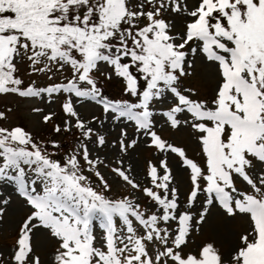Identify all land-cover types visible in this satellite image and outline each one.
<instances>
[{
    "label": "snow or ice",
    "instance_id": "6c2138e0",
    "mask_svg": "<svg viewBox=\"0 0 264 264\" xmlns=\"http://www.w3.org/2000/svg\"><path fill=\"white\" fill-rule=\"evenodd\" d=\"M169 17L182 19L179 31ZM196 58L214 70L211 99H194L195 90L182 87ZM25 65L28 75L69 70L71 78L26 85ZM102 67L111 70L108 78L122 80L127 98L102 93L95 75ZM4 94L66 95L61 108L68 119L53 131L77 134L76 148L57 159L56 141L0 126V182L12 184L30 209L8 264H42L33 245L39 229L56 241L51 264H264V0H0ZM73 97L94 101L113 121L132 122L149 147L175 154L191 185L185 205L167 158L148 162L144 182L123 159L110 167L93 158L89 144L101 149L107 141L91 126L97 117L83 119ZM169 99L159 115L172 129L191 128L202 164L154 130L153 109ZM137 142L121 129L112 147L127 153ZM101 166L130 191L110 197ZM214 207L229 218L246 216L248 231L226 254L211 242L185 251Z\"/></svg>",
    "mask_w": 264,
    "mask_h": 264
},
{
    "label": "rangeland",
    "instance_id": "374dc122",
    "mask_svg": "<svg viewBox=\"0 0 264 264\" xmlns=\"http://www.w3.org/2000/svg\"><path fill=\"white\" fill-rule=\"evenodd\" d=\"M191 3H193V0H189V4ZM169 18L176 20L177 30L179 31L183 26L182 19L180 17ZM26 68L27 65L22 67L20 73L26 85L35 80L38 87H45L51 83H66L67 79L71 78V72L69 70L63 72H55L54 70L53 73L49 74L36 73L28 75L25 71ZM110 72V69L102 67L100 72L95 73L97 84L99 82V76L109 80L106 81V84L110 82V85L113 86L115 83L113 87H116L117 92L109 93L111 96L106 95L105 92L103 94L111 99H116L119 96L120 98H127L124 97V84L122 80L115 75L108 78ZM191 72L192 75L182 78V87L195 90L198 96H194V99H211L214 96L216 87L214 70L210 66L201 63L199 58H196L195 66L191 69ZM49 75L52 76L51 80L48 79ZM98 87L101 89L100 86ZM66 98V95L55 96L51 99L46 95L42 98H21L15 94L0 95V111L5 112L7 116L6 121H0V126L12 127L19 125L31 131L35 138L43 137L45 143L56 141L61 146L56 158L62 159L65 154L72 152L77 146V134L74 128L70 132L62 131L59 134L53 131V128L57 124L63 128L64 121L68 119L61 108V104ZM73 102L80 116L86 121L91 120L93 116L97 117V121L93 122L91 126L106 138L107 146L101 149H97L95 145L89 144L90 149H92L93 158L99 156L110 167L117 166V159H123L124 167L127 168L131 165L133 175L141 182L145 181V170L149 161L158 165L161 159L167 158L169 167L175 178L174 186L178 188L180 203L182 206L185 205L186 196L190 191L191 185L188 179V172L181 168V162L175 154L161 153L149 147V139L142 134L136 133L135 126L132 122H124L123 120L113 121L111 116H106L101 106L96 105L94 101L73 97ZM171 103L172 100L169 99L166 103L157 104L154 107L153 111L157 113L154 117V130L163 139L184 148L188 157L202 164L203 157L200 154V147L191 128L182 126L179 129H172L165 122V119L159 115V112L166 110ZM33 108H41L43 111L34 113L32 111ZM50 112L54 113L53 119L48 124H44L42 117ZM121 129L126 130L129 141L132 139H137L138 141L136 146L129 149L127 153H120L118 146L116 148L112 147V142L119 139ZM65 138H68V145L64 144L63 139ZM64 146H68V148ZM49 151H55L52 149L51 144H49ZM100 171L112 185L111 192L108 193L110 197L119 198L130 191L122 182L114 181L109 168L101 166ZM92 179L95 182L96 178L94 176H92ZM237 186L243 187L239 182ZM201 199H203V196H201ZM4 201H8V203L5 204ZM138 202L144 203L143 199ZM0 208L4 210L3 217L0 219V259L5 264H8L14 250L19 227L22 221L30 214V209L23 198L19 197L18 193L14 191V186L5 182H0ZM197 208H199V204H197ZM248 229L249 221L246 216L237 215L229 218L221 209L214 207L211 209V214L208 216L206 222L199 226V231L193 229L189 238L188 247L185 251H198L200 246L211 242L219 248L221 253L226 254L237 243L239 236L246 233ZM33 245L42 264H51L55 248L57 247L56 241L45 230L39 229L33 234Z\"/></svg>",
    "mask_w": 264,
    "mask_h": 264
},
{
    "label": "trees",
    "instance_id": "16d2710c",
    "mask_svg": "<svg viewBox=\"0 0 264 264\" xmlns=\"http://www.w3.org/2000/svg\"><path fill=\"white\" fill-rule=\"evenodd\" d=\"M98 78H99V82H98L97 85L101 87L102 92H105L106 95H110L109 93H115V92H117L116 89H115L116 87L115 88L113 87V86H115V83L112 86V85H110V82H107V84H106V81H109V80H105L104 81V77L99 76ZM119 93L121 94V92H119ZM35 139L38 140V141H42L43 140V137L42 138H35ZM43 141H45V140H43ZM63 141H64V144H66V145L69 144L68 143V138L63 139ZM47 146L49 148V144H47ZM64 147L65 148H68V146H64Z\"/></svg>",
    "mask_w": 264,
    "mask_h": 264
}]
</instances>
